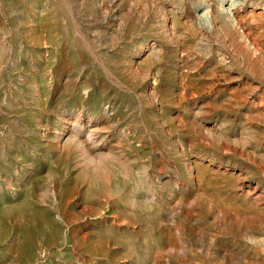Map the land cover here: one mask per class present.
I'll use <instances>...</instances> for the list:
<instances>
[{
	"label": "rangeland",
	"instance_id": "374dc122",
	"mask_svg": "<svg viewBox=\"0 0 264 264\" xmlns=\"http://www.w3.org/2000/svg\"><path fill=\"white\" fill-rule=\"evenodd\" d=\"M0 264H264V0H0Z\"/></svg>",
	"mask_w": 264,
	"mask_h": 264
},
{
	"label": "bare ground",
	"instance_id": "6f19581e",
	"mask_svg": "<svg viewBox=\"0 0 264 264\" xmlns=\"http://www.w3.org/2000/svg\"><path fill=\"white\" fill-rule=\"evenodd\" d=\"M235 7H236L235 2H232L228 7H225V11L229 16L233 15Z\"/></svg>",
	"mask_w": 264,
	"mask_h": 264
}]
</instances>
